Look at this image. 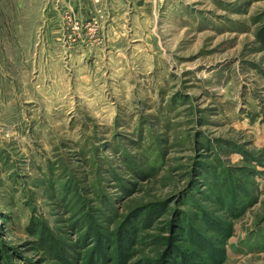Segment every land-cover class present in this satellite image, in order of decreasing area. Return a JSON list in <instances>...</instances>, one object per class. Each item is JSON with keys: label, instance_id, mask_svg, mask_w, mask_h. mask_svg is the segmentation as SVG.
Returning a JSON list of instances; mask_svg holds the SVG:
<instances>
[{"label": "rangeland", "instance_id": "obj_1", "mask_svg": "<svg viewBox=\"0 0 264 264\" xmlns=\"http://www.w3.org/2000/svg\"><path fill=\"white\" fill-rule=\"evenodd\" d=\"M79 1L0 56V264H264V0Z\"/></svg>", "mask_w": 264, "mask_h": 264}, {"label": "crops", "instance_id": "obj_2", "mask_svg": "<svg viewBox=\"0 0 264 264\" xmlns=\"http://www.w3.org/2000/svg\"><path fill=\"white\" fill-rule=\"evenodd\" d=\"M62 15L63 18L68 17L74 21L85 19L87 12H82V4L79 0H0V56H28V66L30 70L38 72L36 74L38 79L41 77V72L59 70L56 69L58 66L56 62L51 61L50 54L48 57L46 54L45 61L37 57L52 52V47L50 45L44 48L37 47L36 40L40 39L44 30V37L49 36L48 44H51V22ZM66 59L68 64V57ZM29 102L31 107H34L33 111H38V108L50 110L48 103L41 108L35 99ZM238 247L239 244L236 248ZM230 253L234 255V250L230 249L229 256Z\"/></svg>", "mask_w": 264, "mask_h": 264}, {"label": "trees", "instance_id": "obj_3", "mask_svg": "<svg viewBox=\"0 0 264 264\" xmlns=\"http://www.w3.org/2000/svg\"><path fill=\"white\" fill-rule=\"evenodd\" d=\"M259 21H260V26H259V28L257 29L258 31H257L256 36H257V41H258V42L260 43V45H262V47L264 48V11L261 13V16H260ZM206 254H207L208 256H210V254H209L208 251L206 252ZM221 255H222V256L225 255V250L222 251ZM211 257H212V256H211ZM213 257H215V256L213 255ZM216 257H217V256H216ZM187 261H189V259H187Z\"/></svg>", "mask_w": 264, "mask_h": 264}]
</instances>
